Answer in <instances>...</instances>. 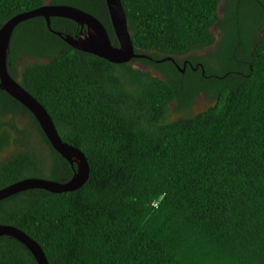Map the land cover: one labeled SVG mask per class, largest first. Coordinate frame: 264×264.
Segmentation results:
<instances>
[{
    "label": "trees",
    "instance_id": "16d2710c",
    "mask_svg": "<svg viewBox=\"0 0 264 264\" xmlns=\"http://www.w3.org/2000/svg\"><path fill=\"white\" fill-rule=\"evenodd\" d=\"M45 2L0 0V26ZM50 2L90 13L117 44L104 0ZM120 3L134 52L173 62H108L67 45L40 16L14 27L8 72L46 108L60 139L82 151L88 172L72 191L1 199L0 223L33 238L49 264H264V0ZM212 27L220 39L206 57L215 67L195 53L214 43ZM50 28L80 30L63 17H50ZM23 57L44 60L18 72ZM198 92L212 105L165 120L168 104L185 110ZM72 167L0 89V188L24 177L65 181ZM0 264L37 263L0 236Z\"/></svg>",
    "mask_w": 264,
    "mask_h": 264
},
{
    "label": "water",
    "instance_id": "95a60500",
    "mask_svg": "<svg viewBox=\"0 0 264 264\" xmlns=\"http://www.w3.org/2000/svg\"><path fill=\"white\" fill-rule=\"evenodd\" d=\"M104 3L116 45L110 43L104 27L90 13L72 5L51 3L50 0L36 8L16 13L0 26V89L31 112L52 148L70 167L74 165L71 176L65 181L42 177H24L10 183L0 188V200L15 193L36 188L53 193L72 191L84 183L88 172L87 161L82 151L77 146L60 139L46 108L8 72L7 54L10 37L18 23L33 17H43L47 27L67 45L108 62L123 63L135 58H145L154 63L163 60L173 62V58L168 56L154 59L148 52L142 50L135 53V47L126 29L125 15L120 0H104ZM50 17H63L72 20L79 25L80 30L74 36L66 33L61 34L59 31L50 28ZM183 65L184 63H182ZM182 70V67L179 68V72ZM0 236L12 237L22 243L33 255L37 264H49L41 246L18 227L0 223Z\"/></svg>",
    "mask_w": 264,
    "mask_h": 264
},
{
    "label": "rangeland",
    "instance_id": "374dc122",
    "mask_svg": "<svg viewBox=\"0 0 264 264\" xmlns=\"http://www.w3.org/2000/svg\"><path fill=\"white\" fill-rule=\"evenodd\" d=\"M47 1L48 0H46V2ZM211 32L213 33L214 38H215L214 43L211 46H209L208 48H204L200 51L195 52L196 54L203 56V57H206L207 55H212V53L216 47V43L220 39L219 38L220 34H219L218 30L216 28H213V27L211 28ZM237 46H239V45H237ZM236 57H237V53H236V44H235L232 52L230 53V58L236 59ZM205 59H206V62L209 65H211L212 67L216 66V62L214 60L208 59L207 57ZM43 60L44 59H41V58L34 59L31 57H23L16 62V69L19 72V70L21 69V67L24 63H32L34 61H43ZM130 64L134 68H138V69L143 70V71H148V72H150L151 75L161 77L158 72L150 69L149 67H147L144 64H141L138 62H130ZM212 103H213L212 98L209 97L206 93L198 92L197 94L194 95L190 107L186 110H175L174 111L173 110V107L175 106L174 103L168 104L165 120L171 121V120H174V119H177L180 117H184V116H192V115L204 110L207 106L212 105ZM27 123H28L27 120L20 119V125L22 127H25V124H27ZM27 129L29 131V128H27ZM30 142L34 143V140L32 139ZM9 151H10V149L6 150L2 154L1 158L3 156H5Z\"/></svg>",
    "mask_w": 264,
    "mask_h": 264
},
{
    "label": "flooded vegetation",
    "instance_id": "af4514ba",
    "mask_svg": "<svg viewBox=\"0 0 264 264\" xmlns=\"http://www.w3.org/2000/svg\"><path fill=\"white\" fill-rule=\"evenodd\" d=\"M182 68H183V70H184L185 65H183ZM183 70H182V72H183ZM182 72H181V73H182ZM190 105H191V104H190ZM190 105L188 106V108L190 107ZM188 108H187V109H188ZM173 110L175 111V110H178V109H173ZM185 110H186V109H185Z\"/></svg>",
    "mask_w": 264,
    "mask_h": 264
}]
</instances>
